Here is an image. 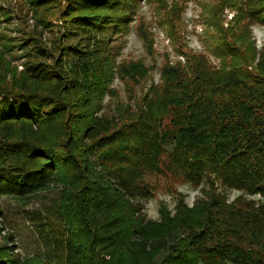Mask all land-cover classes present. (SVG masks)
Wrapping results in <instances>:
<instances>
[{
	"label": "trees",
	"instance_id": "16d2710c",
	"mask_svg": "<svg viewBox=\"0 0 264 264\" xmlns=\"http://www.w3.org/2000/svg\"><path fill=\"white\" fill-rule=\"evenodd\" d=\"M26 1L52 40L46 48L42 32L22 39L19 72L5 60L13 47H0V198L50 186L60 197L54 219L30 218L45 260H22L0 224V264H264V204L246 200L264 197V45L257 50L250 31L264 27V0L204 5L219 66L181 47L184 61L166 63L160 85L140 100L130 95L135 110L119 105L110 118L97 114L114 68L135 86L149 74L115 65L143 0ZM145 1L175 39L183 3ZM225 8L235 12L226 29ZM165 173L206 188L192 207L180 195L173 215L161 207L159 222L146 221V177ZM218 187L242 195L228 203Z\"/></svg>",
	"mask_w": 264,
	"mask_h": 264
},
{
	"label": "rangeland",
	"instance_id": "374dc122",
	"mask_svg": "<svg viewBox=\"0 0 264 264\" xmlns=\"http://www.w3.org/2000/svg\"><path fill=\"white\" fill-rule=\"evenodd\" d=\"M217 1L165 0L168 7L173 2L179 6L183 3L180 6L182 10L179 14V22L175 21L177 27L175 29L176 38L172 39L169 31L164 28L172 26V23L166 20L163 21L162 14L157 15L160 13L159 8L155 7L151 2L148 3L143 0L137 11L136 20L132 23V29L118 40L120 48L118 49L119 54L115 60V65L141 64L148 70V77L144 82L135 86L120 80L117 76L116 68H114L113 81L109 87L112 93L103 97L101 102L102 109L97 114L98 117L110 118L116 115V109L119 105L130 104L132 110H135V103L133 101L130 102V95L137 101L142 98L150 86L160 85L161 68L166 63L173 64L177 61H184L179 51L181 47L196 54H203L208 57L210 63L219 66V61L207 50V34L209 32L212 33L213 30L207 28L201 18L203 6H212ZM27 4L26 0H0V47L4 44L13 47L10 52L6 53L5 60L10 63L11 67L16 68L18 72L23 70V63H25V59L22 57L23 52L18 48L23 41L22 39L27 38V35L33 32H42V41L46 48L50 46L52 40V34L49 31H42L37 28L33 12L26 6ZM219 15L224 29L233 25L235 12L231 9L225 8ZM57 24L61 25V22H57ZM139 24L143 28L145 35L138 34L135 30L134 27ZM250 31L257 50H260L264 45V27L255 25L251 27ZM143 36H146V41L143 40ZM115 43L118 45L117 41ZM146 182L153 188V197L141 203V213L146 221L154 222L160 221L159 211L161 207H165L173 215L177 205V198L180 195L181 197L183 196L184 203L188 207H192L197 199L202 198V190L206 188L203 185L195 187L167 173L163 175H148ZM218 192L226 197L228 203L242 195L240 192L224 190L221 187H218ZM59 197L58 187L50 186L48 190L24 199L0 198L1 227H3L5 234H13V241L6 242L7 246L13 245L12 248L20 255L22 260L30 258L45 260L46 247L42 236L32 226L33 223L30 222V218H34V223L48 222L46 217L54 219L53 214L56 212ZM246 200L253 201L255 204H264V197L260 196H246ZM41 229H47V227L41 224ZM3 245L6 246L0 240V246ZM162 256L163 254L157 258V262Z\"/></svg>",
	"mask_w": 264,
	"mask_h": 264
}]
</instances>
